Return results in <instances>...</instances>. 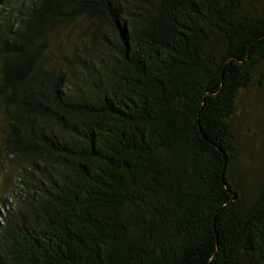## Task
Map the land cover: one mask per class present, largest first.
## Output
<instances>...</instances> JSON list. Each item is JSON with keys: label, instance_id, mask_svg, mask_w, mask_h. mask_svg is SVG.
<instances>
[{"label": "trees", "instance_id": "16d2710c", "mask_svg": "<svg viewBox=\"0 0 264 264\" xmlns=\"http://www.w3.org/2000/svg\"><path fill=\"white\" fill-rule=\"evenodd\" d=\"M29 1L0 0V264H264L230 122L264 0Z\"/></svg>", "mask_w": 264, "mask_h": 264}, {"label": "rangeland", "instance_id": "374dc122", "mask_svg": "<svg viewBox=\"0 0 264 264\" xmlns=\"http://www.w3.org/2000/svg\"><path fill=\"white\" fill-rule=\"evenodd\" d=\"M29 4V0H13V4ZM86 28L83 21L72 22L61 31L60 39L54 46H66L68 38ZM62 42V43H59ZM59 43V44H57ZM57 48H53L54 51ZM231 128L235 135L238 156L236 179L242 183L245 191L252 192L259 183L264 182V78L256 76L253 83L244 88L239 95L236 111L232 115ZM20 163L14 160L6 162L1 173L3 193L8 196L16 188V177Z\"/></svg>", "mask_w": 264, "mask_h": 264}]
</instances>
